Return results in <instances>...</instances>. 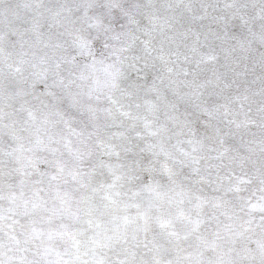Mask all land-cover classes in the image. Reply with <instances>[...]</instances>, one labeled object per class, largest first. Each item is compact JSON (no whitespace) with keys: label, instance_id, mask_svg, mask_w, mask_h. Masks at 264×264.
<instances>
[{"label":"snow or ice","instance_id":"snow-or-ice-1","mask_svg":"<svg viewBox=\"0 0 264 264\" xmlns=\"http://www.w3.org/2000/svg\"><path fill=\"white\" fill-rule=\"evenodd\" d=\"M0 264H264V0H0Z\"/></svg>","mask_w":264,"mask_h":264}]
</instances>
